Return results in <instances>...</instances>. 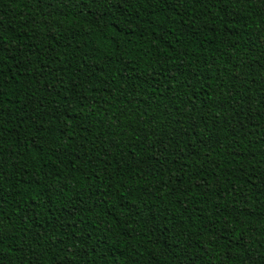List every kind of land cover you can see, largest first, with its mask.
<instances>
[{"label":"trees","instance_id":"trees-1","mask_svg":"<svg viewBox=\"0 0 264 264\" xmlns=\"http://www.w3.org/2000/svg\"><path fill=\"white\" fill-rule=\"evenodd\" d=\"M0 264H264V0H0Z\"/></svg>","mask_w":264,"mask_h":264}]
</instances>
